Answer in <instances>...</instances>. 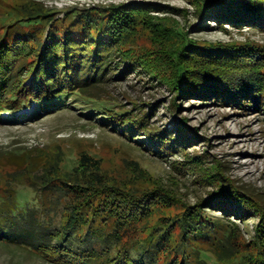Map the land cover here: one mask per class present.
Segmentation results:
<instances>
[{"label": "trees", "instance_id": "16d2710c", "mask_svg": "<svg viewBox=\"0 0 264 264\" xmlns=\"http://www.w3.org/2000/svg\"><path fill=\"white\" fill-rule=\"evenodd\" d=\"M191 1L198 17L207 12L222 29H264V0ZM13 12L0 19L6 27L0 36V119L2 112L15 114L12 110L32 102L39 105L34 118H44L68 108L73 98L93 104L89 113L101 112L102 120L127 134L147 129L151 113L121 112L94 92L133 70L138 57L125 46L147 25L179 37L166 49L169 75L142 63L165 79L174 102L178 95L195 96L264 111V62L261 50L258 55L257 48H246L250 45L198 44L178 26L155 23L139 4L74 10L57 20L41 2L25 0ZM169 130L148 132L156 141L153 148H173ZM178 136L184 148L185 138ZM68 163L59 153L0 149V245L26 249L43 264H264V210L249 193L227 183L220 163L210 167L207 178L216 186L215 199L184 205L175 214L170 209L181 204L179 198L157 180L146 185L139 165L121 179L109 176L101 159L86 152ZM28 189L30 197L24 195ZM211 209L225 218L209 217ZM253 213L259 219L253 240L242 242L234 219Z\"/></svg>", "mask_w": 264, "mask_h": 264}, {"label": "rangeland", "instance_id": "374dc122", "mask_svg": "<svg viewBox=\"0 0 264 264\" xmlns=\"http://www.w3.org/2000/svg\"><path fill=\"white\" fill-rule=\"evenodd\" d=\"M24 1L0 0V19H7L9 12L14 14L13 9ZM37 1L58 14L57 20L66 18L67 13L74 10L139 4L149 10L152 19H156L155 23L178 26L198 44L236 45L237 48L250 45L252 47L246 48L252 51L255 50L253 47L257 48L258 55L261 50L259 61L264 62V29L247 25L242 28L224 25L225 29H222V25L207 17V12L198 17L191 0ZM203 26H208V29H202ZM157 27L140 26L125 46L138 57L133 70L126 71L121 79L113 78L94 88L102 102L118 107L121 112L136 113L140 110L142 114L151 113L147 129L127 134L125 128L120 129V126H112L102 120L101 112L89 113L93 104H85L83 100L80 104L81 100L73 98L68 99V108L53 110V114L44 118L42 115L34 118L39 105L32 102L24 109L12 110L15 114L2 112L0 149L27 148L50 157L59 153L66 156L68 167L82 152H86L101 159L103 170L109 176L121 179L134 175L139 170L136 165H139L147 175L146 185L152 186L157 180L165 191L179 198L181 204L170 209L172 214L179 212L184 205L196 206L202 200L210 203L215 199L211 194L215 193L216 186L207 178L211 173L210 167L220 163L227 183L249 193V198L264 210V111L195 96L178 95L174 102L176 95L165 79L151 75L146 68L157 67L162 76L169 75L168 65L164 63L166 49L179 42L177 36L156 33ZM5 28L0 27V36L5 34ZM261 76L264 78V68L260 71ZM179 124L183 126L179 133L185 138L184 148L176 140L179 138L176 132ZM165 128L170 129L173 135V148H153L156 141L148 132ZM196 136L200 139L194 141ZM24 195L32 196L30 191ZM254 214L245 219L231 217L241 227L242 242L251 243L253 240L259 220ZM208 215L225 218L212 209L208 210ZM0 264L43 262L26 249L2 244Z\"/></svg>", "mask_w": 264, "mask_h": 264}]
</instances>
